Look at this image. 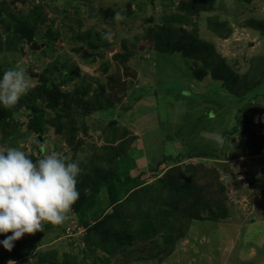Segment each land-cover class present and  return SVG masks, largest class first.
I'll list each match as a JSON object with an SVG mask.
<instances>
[{"label":"rangeland","instance_id":"1","mask_svg":"<svg viewBox=\"0 0 264 264\" xmlns=\"http://www.w3.org/2000/svg\"><path fill=\"white\" fill-rule=\"evenodd\" d=\"M4 4L0 77L8 68H24L30 91L15 108H0L8 122L0 151L18 147L33 161L52 153L77 161L80 199L107 173L132 179L119 186L116 205L102 189L89 226L80 227L74 213L61 226L46 223L49 229L19 260L264 264V0H0ZM117 12L125 19L117 22ZM26 23L36 26V39L18 35ZM42 75L56 95L44 91ZM47 96L61 109L89 114L80 121L87 133L75 135L81 143L71 136L76 118H58ZM40 109L51 123L41 139L31 130L32 111ZM206 151L173 161L182 152ZM188 170L193 175L182 177ZM167 210L164 229L113 256L92 236L105 221L108 228L124 218L140 230L147 216ZM166 230H172L170 242ZM7 252L0 245V258Z\"/></svg>","mask_w":264,"mask_h":264},{"label":"clouds","instance_id":"2","mask_svg":"<svg viewBox=\"0 0 264 264\" xmlns=\"http://www.w3.org/2000/svg\"><path fill=\"white\" fill-rule=\"evenodd\" d=\"M114 19H125L119 12ZM104 39L111 41L112 34ZM30 91V79L24 68L13 67L0 77V108L13 109ZM82 169L77 161L59 153L33 161L18 147L0 151V240L12 251L16 241L26 234L44 231V225L61 226L80 199L78 190Z\"/></svg>","mask_w":264,"mask_h":264},{"label":"trees","instance_id":"3","mask_svg":"<svg viewBox=\"0 0 264 264\" xmlns=\"http://www.w3.org/2000/svg\"><path fill=\"white\" fill-rule=\"evenodd\" d=\"M250 1V0H249ZM6 4H4V6L1 8L0 7V18L2 17V14H6L5 12L7 11V8L5 7ZM27 25L25 26H19V34L18 35H30L32 37V39H36L38 37V35H35L36 33V26L35 25H30L29 23H26ZM33 31V35L29 34V32ZM1 35V34H0ZM1 37V36H0ZM59 38V36H57ZM1 41V40H0ZM2 45L0 43V51L2 50ZM176 49H180L176 48ZM40 81L41 84L44 86V91L46 92H53L56 88V86L54 84H50V82L47 80L46 76H41L40 77ZM258 86V85H257ZM255 89V87H251L249 86V90L248 91H253ZM100 90H103V87H100ZM54 95H56L54 93ZM58 95V94H57ZM64 96V106L66 105L67 101H66V97H68L66 94H62ZM47 99V108L54 112L56 114V116L58 118H63V117H75V122H73V124H71V129L74 131V134H72L71 136H73V139L76 140V144L81 143L83 140L82 137H78L76 139V133L78 132H85L87 133V130L89 129L88 126L83 123L82 125H80V121L85 120L86 121V117L89 116L88 113L86 112H77V110H74L73 107H69V110H64L58 107L59 105V100L54 99V98H49L48 96L46 97ZM79 102L81 103V100H79ZM32 124H31V130L34 131L37 135V137L39 139H41V134L43 132V130L47 127V125H50L45 119H44V110L40 109V110H34L32 111ZM74 112V113H72ZM75 114H77V116H74ZM85 118V119H84ZM57 120H61V119H57ZM7 120L6 117H4V115H0V132L4 135V142L6 141V137L7 135L5 134L6 129H7ZM79 124V125H78ZM65 129L63 128V126H59L57 129V132L59 134H61ZM238 130L237 126L233 127L232 132H236ZM73 143V142H72ZM75 143V142H74ZM78 149V148H77ZM198 155H203V156H207L208 152H198V153H189V152H182L180 153L181 157H176L174 158V162L175 163H179L181 158H185V157H189V158H196V157H200ZM167 158H165V162H167L166 160ZM172 160V157H171ZM164 164V162L162 163ZM193 175V172H190L188 170V172H183L182 173V177L185 178H190ZM121 177L122 174L118 173V172H114L113 174H109L107 173L106 177H104L102 180L98 181L97 183H95L93 185V187L90 188V194L89 195H84L83 193V197L82 199L78 200V202L74 205L73 208V212L76 217L78 216V221L77 223L80 225V227H87L89 226L87 223V219H88V215L89 213H91L97 206V197L98 195L101 193L102 189L104 187L107 188L108 190V194H109V199L112 202L113 205H116L118 202L117 197H118V193H119V186L132 181V179L125 175V178L121 181ZM179 185H176L173 187V189L179 193L180 191L177 189ZM182 189V188H181ZM180 189V190H181ZM171 211L167 210V211H158L157 214L156 212H154V214H151V216H147V219L145 220V222L142 225V229L139 227L140 225L137 227L136 226H132L131 224L126 223V219L124 218L122 223L119 224L120 222L113 221L111 220L110 226L108 228H106L105 225L108 224L109 221H105V223L102 226L101 230L98 229L99 232H101L100 234L97 235H92L95 239L96 242L98 243V247H100V249L103 250V252H107L112 254V256L114 255L113 251L119 250H123L124 249V245L127 243H134L137 241H140L138 238L145 240L147 237H151L152 235H156L160 232V230L164 227H161L160 225H165V223L167 222V218L165 215H167L168 213H170ZM163 216V217H162ZM115 218V216H113ZM162 217V219L160 220V218ZM120 225V226H118ZM90 228H92V226H90ZM136 229L137 234L135 235H131V234H127L128 232H130L132 229ZM180 228V227H179ZM49 229V225H46L44 227V231L39 232V236L36 239H32V238H25L22 239L20 241H17L15 244L16 246L14 247V249H12V251H8L5 256L0 258V264H8V261H12L15 260L17 261L16 264H28L25 262H21V257H22V251L24 252V247H28V245L30 243H35L38 242L40 235L44 234L47 230ZM108 229L105 233V230ZM65 231V230H64ZM76 231V230H74ZM140 232V234H138ZM126 232V235H125ZM171 233L172 230H166L165 232H163L164 238L166 242H170L171 240ZM87 243L90 246H93V242L88 239ZM97 249L95 248L94 251H96ZM18 258V259H17ZM19 260V261H18ZM33 264H46L45 262V257L43 255H40V260L33 263ZM61 264H75L73 261H71V259L69 257H67Z\"/></svg>","mask_w":264,"mask_h":264},{"label":"water","instance_id":"4","mask_svg":"<svg viewBox=\"0 0 264 264\" xmlns=\"http://www.w3.org/2000/svg\"><path fill=\"white\" fill-rule=\"evenodd\" d=\"M36 47H37V46H36ZM37 48H38V47H37ZM37 48H36V49H37Z\"/></svg>","mask_w":264,"mask_h":264}]
</instances>
